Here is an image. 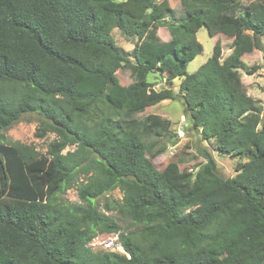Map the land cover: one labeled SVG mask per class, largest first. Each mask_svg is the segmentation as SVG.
<instances>
[{
	"label": "trees",
	"instance_id": "1",
	"mask_svg": "<svg viewBox=\"0 0 264 264\" xmlns=\"http://www.w3.org/2000/svg\"><path fill=\"white\" fill-rule=\"evenodd\" d=\"M162 1L0 0V264H264V113L232 71L244 53H264V0L252 11L242 0H179L181 14ZM201 26L230 37V52L221 59L216 40L187 73ZM113 28L134 40L130 51ZM124 68L131 81L114 82ZM158 70L180 78L179 94L154 87L148 75ZM177 95L202 139L246 158L233 176L206 151L189 181L177 161L153 165L163 148L150 151L146 139L170 121L135 114ZM30 112L41 116L37 137L57 134L45 154L3 141ZM72 187L79 201L62 200ZM115 188L122 198L112 208L136 230L99 210L96 200ZM107 233L129 257L88 246Z\"/></svg>",
	"mask_w": 264,
	"mask_h": 264
},
{
	"label": "rangeland",
	"instance_id": "2",
	"mask_svg": "<svg viewBox=\"0 0 264 264\" xmlns=\"http://www.w3.org/2000/svg\"><path fill=\"white\" fill-rule=\"evenodd\" d=\"M243 4L249 6L252 11L255 1L242 0ZM162 4L174 8L177 14H181L179 0H163ZM157 35L162 40L169 39V33L165 26H159ZM111 34L116 44L125 51H130L133 47V39L127 38L119 29L113 28ZM196 39L202 44V51L199 52L186 65L187 73L195 71L198 66L205 62L213 52V46L216 40L221 44V59L230 52L231 38L223 34H215L210 36L205 26H201L195 33ZM254 68L252 73H248L249 69ZM237 72L243 87L248 95L256 99L263 107L264 113V53L258 48L244 53L241 56V63L232 69ZM167 71L158 70L148 75V80L154 83L156 89L162 87H170L175 93H178L180 78H175L168 82L165 77ZM113 81L116 83L127 84L131 81V71L127 68L117 70L113 75ZM148 113H155L170 121V126L166 134L160 138L151 136L146 139L150 145V151L157 148H163V151L154 157H150L153 165L157 169H162L169 160L177 161L180 169V177L186 181L191 180L197 169L206 161L205 151L210 153L214 158L217 170L223 177H230L236 173L237 166L246 160L245 157L231 156L227 153H220L213 138L202 139L200 130L195 129L185 118L181 98L177 95L175 99H164L160 103L146 107L141 113L135 114L136 118H141ZM41 116L35 112L23 114L17 122L9 128L3 130V141L6 143H24L33 147L37 152L45 154L49 143H51L57 134L53 131H46L44 136L37 137L35 130L39 126ZM76 145L67 146L66 150H73ZM149 156V154L147 153ZM81 177V176H80ZM62 200L78 202V196L75 187L67 189L60 195ZM59 198V199H60ZM122 192L115 188L106 194L100 196L96 201L100 211L108 216H112L120 225L123 231L136 230V226L127 218L119 215L112 208L113 204L121 200ZM113 234L114 233H107ZM107 234L99 235L98 239H102Z\"/></svg>",
	"mask_w": 264,
	"mask_h": 264
},
{
	"label": "built area",
	"instance_id": "3",
	"mask_svg": "<svg viewBox=\"0 0 264 264\" xmlns=\"http://www.w3.org/2000/svg\"><path fill=\"white\" fill-rule=\"evenodd\" d=\"M99 235L103 234H96L89 242L88 246L93 250L96 249H106L109 251H117L124 253L127 257L129 255L123 250L117 235L107 234V236H103L102 239H98Z\"/></svg>",
	"mask_w": 264,
	"mask_h": 264
}]
</instances>
